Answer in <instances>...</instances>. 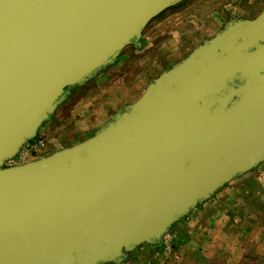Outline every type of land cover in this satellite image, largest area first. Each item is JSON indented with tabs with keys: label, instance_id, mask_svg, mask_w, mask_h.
I'll use <instances>...</instances> for the list:
<instances>
[{
	"label": "water",
	"instance_id": "1",
	"mask_svg": "<svg viewBox=\"0 0 264 264\" xmlns=\"http://www.w3.org/2000/svg\"><path fill=\"white\" fill-rule=\"evenodd\" d=\"M184 0H0V264H120L264 163V8L95 135L6 167L70 94Z\"/></svg>",
	"mask_w": 264,
	"mask_h": 264
},
{
	"label": "rangeland",
	"instance_id": "2",
	"mask_svg": "<svg viewBox=\"0 0 264 264\" xmlns=\"http://www.w3.org/2000/svg\"><path fill=\"white\" fill-rule=\"evenodd\" d=\"M263 8L264 0H184L166 10L146 27L140 45L128 46L114 64L69 89L52 119L6 167L45 158L95 135L100 128H87L100 113L92 112L103 111L104 126L132 104L122 103L126 91L152 82L230 21L253 19ZM85 131L89 133L82 135ZM263 173L264 164L235 179L178 221L159 244L135 248L120 264H264ZM254 175L258 185L250 191L247 177Z\"/></svg>",
	"mask_w": 264,
	"mask_h": 264
},
{
	"label": "crops",
	"instance_id": "3",
	"mask_svg": "<svg viewBox=\"0 0 264 264\" xmlns=\"http://www.w3.org/2000/svg\"><path fill=\"white\" fill-rule=\"evenodd\" d=\"M150 82H151V80L148 82V84H146V85H144V86H140V87H137V88H135V89H133V90H130V91H126V90H123V91H126V95L123 97V99H122V103H124V104H130V103H133V102H135L137 99H139L140 98V96L144 93V91H145V89H147V87L149 86V84H150ZM108 111V110H107ZM103 111H100L99 112V110L98 111H95V112H92L93 114L92 115H94V113H100V115H98L97 114V119H96V121H94L92 124H90V126H88V131H90L91 129H95L96 128V130H98L99 128H101V126H103V124H104V122L105 121H107V116H103L101 113H102ZM82 132V135H85V134H87V133H89V132ZM76 132H79V131H77V129H76ZM91 136V135H90ZM75 138H77V137H75ZM67 139V138H66ZM66 139H65V141H66ZM86 139V138H85ZM77 141H75V143H76ZM262 164H264V163H262ZM261 164V165H262ZM257 169V168H256ZM256 169H254V170H256ZM254 170H252V171H250V172H248V173H246L245 175L246 176H248L249 175V173H252ZM244 176V175H243ZM242 177V176H241ZM240 177V178H241ZM256 178H257V175H254V176H251L250 178H248L247 177V179L249 180H252V186H251V188H250V191L252 190H254L253 188L254 187H257V185H258V182H257V180H256ZM259 181H262L260 184H262V186H264V173H263V175H262V177L261 178H259ZM226 187V186H225ZM224 187V188H225ZM224 188H222V189H224ZM221 189V190H222ZM220 190V191H221ZM219 191V192H220ZM216 195H218V194H216ZM215 195V196H216ZM214 196V197H215ZM214 199V198H213ZM263 200H264V195H263ZM263 206H264V204H263ZM220 217H222V216H220Z\"/></svg>",
	"mask_w": 264,
	"mask_h": 264
}]
</instances>
